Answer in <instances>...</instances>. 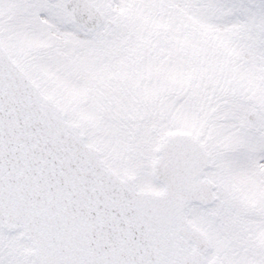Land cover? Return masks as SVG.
Instances as JSON below:
<instances>
[{
	"label": "snow or ice",
	"instance_id": "obj_1",
	"mask_svg": "<svg viewBox=\"0 0 264 264\" xmlns=\"http://www.w3.org/2000/svg\"><path fill=\"white\" fill-rule=\"evenodd\" d=\"M0 264H264V0H0Z\"/></svg>",
	"mask_w": 264,
	"mask_h": 264
}]
</instances>
